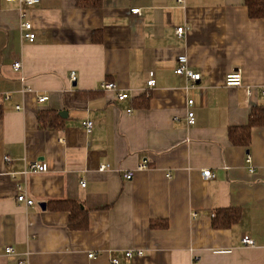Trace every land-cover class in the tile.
Masks as SVG:
<instances>
[{"label":"crops","instance_id":"1","mask_svg":"<svg viewBox=\"0 0 264 264\" xmlns=\"http://www.w3.org/2000/svg\"><path fill=\"white\" fill-rule=\"evenodd\" d=\"M0 7V94L12 98L0 108V264H264V126L247 147L229 138L264 107V21L250 18L245 0H103L99 9L40 0L26 9L33 44L21 40L19 5ZM180 56L198 83L175 74ZM235 71L242 88L225 86ZM105 82L131 98L117 101ZM42 113L63 126L42 129ZM36 162L48 172L12 179ZM18 183L34 206L18 202ZM67 203L86 228H71L70 212L58 209ZM221 210L239 221L216 228Z\"/></svg>","mask_w":264,"mask_h":264},{"label":"built area","instance_id":"2","mask_svg":"<svg viewBox=\"0 0 264 264\" xmlns=\"http://www.w3.org/2000/svg\"><path fill=\"white\" fill-rule=\"evenodd\" d=\"M4 1L7 3H17L19 5V7H20L19 12H20L21 40L24 43L33 44L36 41L37 36L34 32L33 24L27 20L28 14H27L26 9L35 7L36 5H38L40 3V0H4ZM178 4L181 6H184L185 0H178ZM0 10H1V7H0ZM131 13L133 15H136V16H142V11L140 9L132 10ZM187 31L188 30L185 27H179V28H176L175 35L178 39H182L187 34ZM177 64H178V66L175 70V74L177 76L185 77L188 81H191L193 83H198L201 80V75L198 73H195L194 71H192L189 68L187 56H180L177 60ZM21 68H22V64L20 62H17L14 64L15 70L19 71ZM71 80L73 82L76 80L75 74L71 75ZM225 86L228 88H242L244 85H243V75H242L241 71H235V72L227 75ZM147 87L150 90L154 89L156 87V79H155V75L153 72L150 73V78L147 81ZM101 90L104 92H110V93L114 94L117 101H119V102H125L131 98L130 92L120 90V88L115 83L105 82L102 84ZM31 91L32 90L30 88H26L23 92L26 93V92H31ZM11 99L12 98H11L10 94H0V108L3 106V104L6 101H10ZM48 100H49V98L47 96H42V97L38 98V102L40 104L44 103ZM193 105H194V101L190 100L188 103V115H187V121H188L189 126H194L196 123ZM16 110L21 111L22 107L17 106ZM131 112L132 111L130 110L129 113H131ZM82 125L86 129L88 134L92 133V131H93V123L92 122H90V121L83 122ZM5 160H6V162H10V158H8V157H6ZM247 163L249 165L251 164L250 157L248 158ZM108 168H109L108 166H101L99 171L100 172H106L108 170ZM146 169H147V162H142L138 166L137 170L143 171ZM254 171H255L254 168L250 167V172L254 173ZM47 172H48V166L45 163L36 162V163H32V164L28 165L27 168H25V170L22 173L12 174L11 177H12V179L16 180L18 175L21 177H24V176H27L30 174H45ZM134 173L135 172H128L125 175V179L127 181L132 180ZM202 176L206 180L215 179V175L209 170L204 171ZM81 187L82 188L86 187L85 181L81 182ZM16 190H17V200L19 203L26 204V206H29V207L34 206L35 202L28 197L26 187L22 183L17 184ZM196 216H197L196 214H193L194 218ZM242 244H243V246L252 247V246H254V241L249 237H245L242 241ZM13 252H14L13 248H11V247L6 248V254H12ZM218 253L224 254V253H230V252L220 251ZM134 255H136L138 257H142L144 255V253L142 251H139L135 254L133 252H127L126 253V257L128 259L133 258ZM92 257H94V256L90 255V258H92ZM119 263L120 262L116 259H114L112 261V264H119ZM20 264H24V262H21Z\"/></svg>","mask_w":264,"mask_h":264},{"label":"trees","instance_id":"3","mask_svg":"<svg viewBox=\"0 0 264 264\" xmlns=\"http://www.w3.org/2000/svg\"><path fill=\"white\" fill-rule=\"evenodd\" d=\"M103 0H77V7L82 9H99L102 7ZM245 4L249 9V15L252 19H261L264 21V0H245ZM149 98L140 103V106H148ZM57 114L42 113L40 115V126L42 129H57L63 126V123L58 118ZM46 118L50 120L46 122ZM264 126V107H256L253 109L249 123L244 127L230 128L229 138L234 146L247 147L250 144L251 133L253 128ZM75 207L67 203L65 206L58 207L70 212L71 223L73 230L86 228L88 221L87 216L79 218L75 214ZM240 219V213L236 210H221L217 213L214 221L216 228H229L237 223Z\"/></svg>","mask_w":264,"mask_h":264},{"label":"water","instance_id":"4","mask_svg":"<svg viewBox=\"0 0 264 264\" xmlns=\"http://www.w3.org/2000/svg\"><path fill=\"white\" fill-rule=\"evenodd\" d=\"M42 207L45 208L46 207L45 204H42Z\"/></svg>","mask_w":264,"mask_h":264}]
</instances>
